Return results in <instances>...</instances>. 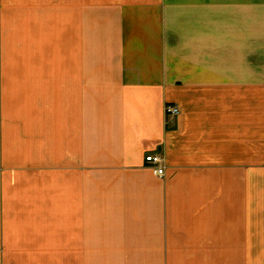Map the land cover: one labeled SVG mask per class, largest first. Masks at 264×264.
Instances as JSON below:
<instances>
[{"label": "crops", "instance_id": "obj_1", "mask_svg": "<svg viewBox=\"0 0 264 264\" xmlns=\"http://www.w3.org/2000/svg\"><path fill=\"white\" fill-rule=\"evenodd\" d=\"M17 10L0 264H264V0Z\"/></svg>", "mask_w": 264, "mask_h": 264}, {"label": "rangeland", "instance_id": "obj_2", "mask_svg": "<svg viewBox=\"0 0 264 264\" xmlns=\"http://www.w3.org/2000/svg\"><path fill=\"white\" fill-rule=\"evenodd\" d=\"M17 4L18 0H0V96L2 87H7V91L8 88H10L4 86V84L11 85V83L16 80V76L10 74L16 71L20 66L17 41L19 36L22 35L24 27L18 25L23 23L26 15L27 19L31 15V13L18 11ZM59 6L62 7L61 13L64 14L63 3H59ZM168 106L169 105H167L166 108Z\"/></svg>", "mask_w": 264, "mask_h": 264}, {"label": "built area", "instance_id": "obj_3", "mask_svg": "<svg viewBox=\"0 0 264 264\" xmlns=\"http://www.w3.org/2000/svg\"><path fill=\"white\" fill-rule=\"evenodd\" d=\"M166 112L169 115H176L179 113V109L177 106H168L166 108ZM146 161L152 163L153 165H155V171L157 174L159 175H163L164 174V166L160 165L162 162V157L160 154H150L146 156Z\"/></svg>", "mask_w": 264, "mask_h": 264}]
</instances>
